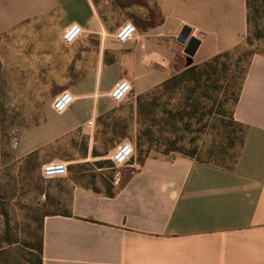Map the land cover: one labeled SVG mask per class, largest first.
<instances>
[{"label":"crops","instance_id":"crops-1","mask_svg":"<svg viewBox=\"0 0 264 264\" xmlns=\"http://www.w3.org/2000/svg\"><path fill=\"white\" fill-rule=\"evenodd\" d=\"M251 9V0H0V37L34 26L40 37L25 55L39 86L74 96L63 112L52 105L62 90L49 96L43 119L17 139L16 157H38L42 168L78 134L85 160L93 153L104 168L100 157L137 133L138 96L240 47ZM126 21L136 33L121 43L115 33ZM72 23L83 32L67 44ZM122 78L132 92L116 103L110 92ZM234 117L247 131L232 167L185 154L134 156L118 166L113 194L75 182L72 166L49 179L48 194L68 200L44 214L42 264H264V54L252 57Z\"/></svg>","mask_w":264,"mask_h":264},{"label":"rangeland","instance_id":"rangeland-1","mask_svg":"<svg viewBox=\"0 0 264 264\" xmlns=\"http://www.w3.org/2000/svg\"><path fill=\"white\" fill-rule=\"evenodd\" d=\"M251 6L246 39L220 60L219 70L210 79L185 74L144 97L137 133L131 130L127 138L135 145V157L191 153L198 158L232 162L241 135L240 125L230 118L233 96L252 57L264 54V0H251ZM35 30L25 24L0 37V264H36L44 214L63 210L68 200V195L48 194L52 185L44 178L38 157L19 159L15 155L20 134L43 119L49 96L62 90L39 86L41 74L27 64V45L34 36L40 37ZM133 110L130 104L120 110L124 125ZM228 135L234 138L233 143ZM84 145L85 138L75 135L71 147L68 145L59 159L69 162L68 174L72 166L75 182L109 191L121 168L114 167L106 157H100L105 161L104 168L96 167L93 153L85 160ZM171 147L176 150L165 153ZM45 192L47 195H43Z\"/></svg>","mask_w":264,"mask_h":264},{"label":"built area","instance_id":"built-area-1","mask_svg":"<svg viewBox=\"0 0 264 264\" xmlns=\"http://www.w3.org/2000/svg\"><path fill=\"white\" fill-rule=\"evenodd\" d=\"M83 28L78 23L70 24L63 32L62 39L65 43L70 44L79 38L82 34ZM136 33V27L131 21L124 22L115 33L117 41L124 43L134 37ZM132 92L131 82L125 78L119 80L112 91L111 97L116 103L125 101ZM74 100L73 94L64 89L58 93L53 101L52 105L58 112H63L68 109ZM89 124H93V121H89ZM15 141V145L17 144ZM135 156V145L130 140L122 141L111 155V160L114 166L118 167L129 163ZM68 173V163L65 160H51L43 164L42 174L44 178H60L64 177Z\"/></svg>","mask_w":264,"mask_h":264},{"label":"trees","instance_id":"trees-1","mask_svg":"<svg viewBox=\"0 0 264 264\" xmlns=\"http://www.w3.org/2000/svg\"><path fill=\"white\" fill-rule=\"evenodd\" d=\"M241 46H242V44H241ZM241 46H240V47H241ZM229 53H231V51H228V52H225V53H222V54L216 55V56H214L213 58H211L210 60L205 61V62L202 63V64L191 66L189 69H187V70H185V71H183V72H181V73H178V74L174 75L169 81L165 82V83H164L163 85H161V86H164V85H167V84H169V83H172V82L176 81L175 79L181 78V77H183L185 74H188V75L191 76V77H196V75H199V76H198V79L202 78L203 76H206L207 78L210 79L211 76H212L214 73H216V71L219 70V67H218L217 65H218V63L220 62V60H221L223 57H227V56L229 55ZM250 63H251V61H250ZM250 63H249V64H250ZM224 65H225V64H224ZM224 65H223V66H224ZM247 70H248V69H247ZM246 73H247V71H246ZM245 75H246V74H245ZM244 79H245V76H244L243 81L241 82V84H240V86H239V89H238L237 94L233 96V109H232V112L230 113V118H231L233 124L240 125V127H241V128L239 129V131L241 132L240 140H239V149H238L236 155L233 157L232 162L226 164V163H224V162L213 161V160H211V159L198 158V157H196L194 154H191V153H185V155H188V156H191V157H196L197 159L206 160V161H209V162H213V163L221 164V165H224V166H227V167H232V166L235 164V162H236V160H237V158H238V156H239V154H240L241 147L243 146V143H244V140H245L246 131H247V126H246L244 123L237 121V120L235 119V117H234L235 106H236V104H237V102H238V100H239V97H240V93H241V90H242V86H243ZM161 86H160V87H161ZM160 87H158V88H160ZM158 88H157V89H158ZM192 89H193V91L195 90L194 87H193ZM153 91H154V90H153ZM153 91H151V92H153ZM151 92H149V93H151ZM149 93L144 94V95H141V96H138V98H137V111H138V113H139V115H138L139 117L137 118L138 121L141 120V119H140V115L142 114V110H143V108H142V100H143L144 97H145L146 95H148ZM217 113H218V112H217ZM219 113H220V111H219ZM227 138H228V140H230V141L233 143L234 138H233L231 135H228ZM138 144H139V146H140V144H141V143H140V139L138 140ZM170 150H176V148L171 147V148L167 149V150L165 151V153H167V152L170 151ZM140 151H142V150H140ZM145 157H146V156H145ZM145 157H138V158H139L140 160H143ZM111 163H112V165H114L112 161H111ZM99 164H101V163H99ZM94 189L97 190L96 188H94ZM108 193H109V194H113L112 191H108ZM42 228H43V223H42ZM39 253H40V256H39L38 262H37L36 264H42V257H41V255H42V253H43V234H42V236H41V240H40Z\"/></svg>","mask_w":264,"mask_h":264},{"label":"water","instance_id":"water-1","mask_svg":"<svg viewBox=\"0 0 264 264\" xmlns=\"http://www.w3.org/2000/svg\"><path fill=\"white\" fill-rule=\"evenodd\" d=\"M191 61H189V63H190Z\"/></svg>","mask_w":264,"mask_h":264}]
</instances>
